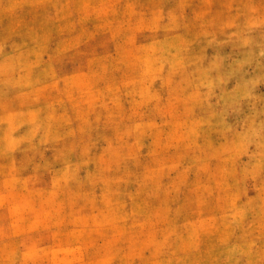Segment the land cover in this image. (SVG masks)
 Here are the masks:
<instances>
[{
  "label": "rangeland",
  "instance_id": "1",
  "mask_svg": "<svg viewBox=\"0 0 264 264\" xmlns=\"http://www.w3.org/2000/svg\"><path fill=\"white\" fill-rule=\"evenodd\" d=\"M0 264H264V0H0Z\"/></svg>",
  "mask_w": 264,
  "mask_h": 264
}]
</instances>
